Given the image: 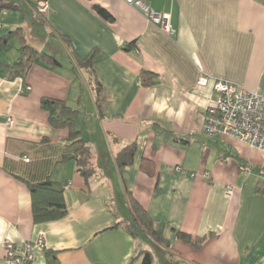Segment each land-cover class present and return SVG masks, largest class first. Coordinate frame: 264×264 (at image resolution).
<instances>
[{
  "label": "crops",
  "instance_id": "crops-1",
  "mask_svg": "<svg viewBox=\"0 0 264 264\" xmlns=\"http://www.w3.org/2000/svg\"><path fill=\"white\" fill-rule=\"evenodd\" d=\"M148 4L171 15L174 34L124 0H48L42 15L25 0L18 6L27 20L17 11L2 22L1 36L20 29L43 56L24 81L0 76V264H8L4 243L39 235L44 246L32 264H141L144 251L152 264H264V154L201 131L214 80L264 95V0ZM143 71L157 83L142 86ZM201 74L211 78L207 87L197 86ZM42 99L78 112V136L50 123L60 108L44 109ZM131 145L133 161L119 170L116 157ZM47 179L65 185L67 214L36 224L27 184ZM127 193L165 244L129 234Z\"/></svg>",
  "mask_w": 264,
  "mask_h": 264
},
{
  "label": "trees",
  "instance_id": "trees-1",
  "mask_svg": "<svg viewBox=\"0 0 264 264\" xmlns=\"http://www.w3.org/2000/svg\"><path fill=\"white\" fill-rule=\"evenodd\" d=\"M39 1L47 2L48 0H35V2L28 0V2L34 7H36V3ZM4 10L11 12H20L21 8L15 1H10L0 3V14ZM97 11L104 17L108 18V15L102 9H97ZM15 40L19 43V47L17 49V59L11 64L7 62H1L0 76L6 78L8 81H13L15 79H22L24 81L32 64H34L41 56H43V54L26 43L25 39H23L21 35L20 29H16L15 31H11L3 36H0V54H6L12 42ZM93 58L94 51H92L88 58L85 59L87 65L91 64ZM53 62L56 64L55 61ZM141 83L144 87H150L157 83V76L152 73L143 71L141 73ZM23 88L25 90L26 85H24ZM100 101L101 99L98 98L96 103L98 112L102 114ZM41 105L44 109H49L52 106L59 107V115L57 117H50V123L58 128H69L72 132L71 136H78L79 133L75 129V120L78 116V112L76 110L70 109L62 101L53 99H42ZM77 142H80V140H77ZM134 153L135 146L131 145L117 155L116 163L119 170L132 163ZM83 154L88 155V151L85 149ZM141 168L148 174L153 173V165L148 160H142ZM87 174L88 172L83 171L84 176H86ZM27 187L31 198L32 220L34 223H47L60 220L65 217V215L67 214V209L63 200V194L66 188L65 185L51 179H47L42 183L27 184ZM258 190L261 191V189ZM262 192L264 193L263 187ZM127 194L128 204L132 214V223L127 228L129 234L133 237H138V232L141 231L147 234L154 242L158 244H165L161 236V229L154 227L146 211L139 205L136 200L131 197L129 193ZM176 236L178 239L182 240L185 243L191 244L194 247L197 246L196 239L192 238L190 235L176 232ZM142 254L143 258L141 264H152V255L146 251L142 252ZM134 260H136V258H134L132 262Z\"/></svg>",
  "mask_w": 264,
  "mask_h": 264
},
{
  "label": "built area",
  "instance_id": "built-area-1",
  "mask_svg": "<svg viewBox=\"0 0 264 264\" xmlns=\"http://www.w3.org/2000/svg\"><path fill=\"white\" fill-rule=\"evenodd\" d=\"M35 2V0H30ZM128 5L136 9L146 20L156 26L166 35L174 34L171 25L170 14L156 13L148 4L149 0H124ZM47 10V2L36 3V11L42 15ZM210 77L201 74L197 81L198 87H207ZM26 87L24 92H28ZM213 91L216 94L215 100L208 106L203 116L201 131L206 136L216 135L229 136L252 149L264 154V95L248 91L236 84L214 80ZM13 121H8V126H12ZM23 160L28 162V157ZM180 171V168H176ZM243 170V168H241ZM194 177V175H191ZM202 178L208 179V174H203ZM233 189L230 186L225 188L226 197L232 195ZM44 246L43 237H39L33 242H24L15 245L12 242L4 243L5 259L8 264H32L36 251Z\"/></svg>",
  "mask_w": 264,
  "mask_h": 264
},
{
  "label": "rangeland",
  "instance_id": "rangeland-1",
  "mask_svg": "<svg viewBox=\"0 0 264 264\" xmlns=\"http://www.w3.org/2000/svg\"><path fill=\"white\" fill-rule=\"evenodd\" d=\"M10 1H15L19 5H24V2H25V0H0V3L10 2ZM7 13H8V16H1L0 15V27L2 26V22L3 21L10 20V18L13 17L12 16L13 15V12H7ZM19 17H21L22 20H27L26 17L24 16V14H22V12L19 13ZM0 32H2V31H0ZM6 33H8V31H6L5 34ZM2 34L3 33H0V36ZM17 49H18L17 41H13L12 44H11V46H10V48L6 52V55L0 56V62H3L4 61V62H11V63H13L17 59V56H18V50ZM139 238L141 240V243H145L146 242V239L143 238V236L139 235Z\"/></svg>",
  "mask_w": 264,
  "mask_h": 264
}]
</instances>
